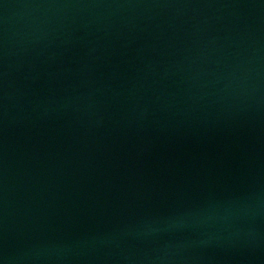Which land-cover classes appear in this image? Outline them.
I'll use <instances>...</instances> for the list:
<instances>
[{"label": "water", "instance_id": "water-1", "mask_svg": "<svg viewBox=\"0 0 264 264\" xmlns=\"http://www.w3.org/2000/svg\"><path fill=\"white\" fill-rule=\"evenodd\" d=\"M0 264H264V0H0Z\"/></svg>", "mask_w": 264, "mask_h": 264}]
</instances>
